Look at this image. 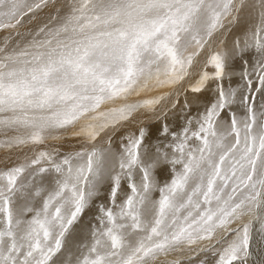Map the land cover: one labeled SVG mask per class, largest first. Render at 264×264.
I'll use <instances>...</instances> for the list:
<instances>
[{
  "label": "snow or ice",
  "instance_id": "1",
  "mask_svg": "<svg viewBox=\"0 0 264 264\" xmlns=\"http://www.w3.org/2000/svg\"><path fill=\"white\" fill-rule=\"evenodd\" d=\"M0 264H264V0H0Z\"/></svg>",
  "mask_w": 264,
  "mask_h": 264
}]
</instances>
